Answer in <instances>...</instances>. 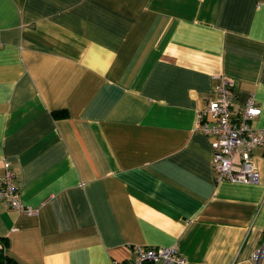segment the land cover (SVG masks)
Returning <instances> with one entry per match:
<instances>
[{
    "label": "crops",
    "instance_id": "0c3cea01",
    "mask_svg": "<svg viewBox=\"0 0 264 264\" xmlns=\"http://www.w3.org/2000/svg\"><path fill=\"white\" fill-rule=\"evenodd\" d=\"M223 78L264 129V0H0V176L8 161L36 210L0 203V252L116 264L175 246L192 264H256L264 146L258 182L217 181L199 127Z\"/></svg>",
    "mask_w": 264,
    "mask_h": 264
},
{
    "label": "built area",
    "instance_id": "2783aa9c",
    "mask_svg": "<svg viewBox=\"0 0 264 264\" xmlns=\"http://www.w3.org/2000/svg\"><path fill=\"white\" fill-rule=\"evenodd\" d=\"M234 83L223 78L217 86V97L210 100L207 106L199 112V127L206 133L215 135L212 143V164L217 181L228 180L241 183H256L259 171L252 159V150L264 146V129L254 128L251 121L256 118L261 109L252 98L233 110ZM210 117L212 124L207 123ZM235 156L239 161L235 163ZM4 173L0 176V203L8 207L33 214L31 207H26L20 200L18 187L14 181V173L8 161L3 162ZM134 258L116 264H192L181 255L175 246L146 247L132 246ZM264 254V241L252 253L254 263H259Z\"/></svg>",
    "mask_w": 264,
    "mask_h": 264
},
{
    "label": "trees",
    "instance_id": "16d2710c",
    "mask_svg": "<svg viewBox=\"0 0 264 264\" xmlns=\"http://www.w3.org/2000/svg\"><path fill=\"white\" fill-rule=\"evenodd\" d=\"M2 262H4V264H18V262L15 259L6 256L0 252V263Z\"/></svg>",
    "mask_w": 264,
    "mask_h": 264
}]
</instances>
